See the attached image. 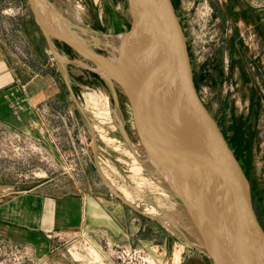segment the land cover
Returning a JSON list of instances; mask_svg holds the SVG:
<instances>
[{
    "label": "rangeland",
    "instance_id": "374dc122",
    "mask_svg": "<svg viewBox=\"0 0 264 264\" xmlns=\"http://www.w3.org/2000/svg\"><path fill=\"white\" fill-rule=\"evenodd\" d=\"M41 1L43 14L53 15L44 1L97 34L123 35L130 25L126 0ZM171 2L197 94L247 176L264 229V74L253 73L264 70V0ZM0 45L47 99L37 135L0 128L3 197L32 190L95 206L78 227L51 233L47 252L1 234L0 264H212L182 203L147 164L119 85L45 36L27 0H0ZM120 46L92 42L86 53L112 72Z\"/></svg>",
    "mask_w": 264,
    "mask_h": 264
},
{
    "label": "water",
    "instance_id": "95a60500",
    "mask_svg": "<svg viewBox=\"0 0 264 264\" xmlns=\"http://www.w3.org/2000/svg\"><path fill=\"white\" fill-rule=\"evenodd\" d=\"M27 1L45 36L58 39L101 67L103 57L86 53L66 30L50 27L41 18L36 0ZM126 2L130 25L123 33L114 71L103 72L123 91L142 149L182 203L212 264H221L218 238L223 234L224 239L231 238L241 264H264V231L252 206L250 185L197 94L185 37L171 0ZM139 54L148 70L138 66ZM148 71L161 81L169 114V118L161 117L162 121L151 116L146 105ZM150 100L160 115L164 106L157 95ZM170 121L177 135L170 131Z\"/></svg>",
    "mask_w": 264,
    "mask_h": 264
},
{
    "label": "crops",
    "instance_id": "0c3cea01",
    "mask_svg": "<svg viewBox=\"0 0 264 264\" xmlns=\"http://www.w3.org/2000/svg\"><path fill=\"white\" fill-rule=\"evenodd\" d=\"M3 48L0 45V128L37 135L43 130L38 110L47 100L45 91L36 88L35 78L18 76L17 61L11 62L12 53ZM20 65L27 69L25 63ZM7 192L0 187V235L34 251L45 247L47 252L51 233L78 227L82 210H95L94 203L83 198L55 197L32 190L4 198Z\"/></svg>",
    "mask_w": 264,
    "mask_h": 264
},
{
    "label": "bare ground",
    "instance_id": "6f19581e",
    "mask_svg": "<svg viewBox=\"0 0 264 264\" xmlns=\"http://www.w3.org/2000/svg\"><path fill=\"white\" fill-rule=\"evenodd\" d=\"M42 1H41V3H42ZM42 4L46 5V7H48V10H50V12H53V15H49V14H45V13L43 14L42 10L38 8L39 12H40V16L45 21V23L48 24L50 27H56L57 23H59L57 18L61 19V21L64 22V24H65V27H63V28H65L66 32H68V35L71 37V39L73 41L81 44L82 48L85 51L90 50L92 42H95V43H98L100 41H101V43L113 42V41L119 42V43L122 42L121 40L123 38V35L106 36V35L94 33L90 29H88L86 26H84L80 22V20H78V18H76L75 20H72L68 15L62 14L60 11H58V9L52 8V7H50V5L48 6V4L46 2L43 1ZM54 14H55V16H54ZM105 46H107V45H105ZM115 49H116V47H115ZM116 50L119 53L120 49L117 48ZM60 60L64 61V59L62 57L60 58ZM100 62H102V61H100ZM138 63H139L138 66L140 68H143L145 66L144 69L148 70L146 65H144L140 61H138ZM100 66L101 67L99 70L102 69L101 73H102V71H109V70H107V67H105V68L102 67V63ZM140 71H142V70H140ZM103 73H104V75L107 76V74L105 72H103ZM145 73H148V74L146 75L147 80L144 83V87H145L144 91H145V95L147 96L146 105L148 107V110H149L151 116H153L155 119L160 120V121H162L161 117L166 116V118H167V116H168V118H169V114H168L167 107H166L167 104H166L164 98L162 97V93H161L162 87H161L160 79L157 77H154V74L152 71H148ZM142 74H143V71H142ZM155 94L157 95L159 104L160 105L163 104V106H164V111L160 115H158L159 111L156 110L155 106L152 105L151 100H150V97L152 95H155ZM169 128H170V131L172 132V134L177 135V133H178L177 129H176V127H174L172 121H170V123H169ZM146 162L149 166L154 168L149 157L146 160ZM218 243H219V254H220L221 264H241L239 262L238 255L236 253V249H235L234 245L232 244L230 237H227L226 239H224V234H223V238H221V237L218 238ZM244 264H250V263L246 262Z\"/></svg>",
    "mask_w": 264,
    "mask_h": 264
},
{
    "label": "trees",
    "instance_id": "16d2710c",
    "mask_svg": "<svg viewBox=\"0 0 264 264\" xmlns=\"http://www.w3.org/2000/svg\"><path fill=\"white\" fill-rule=\"evenodd\" d=\"M173 5V4H172ZM173 8H174V6H173ZM175 10V9H174ZM194 82V81H193ZM194 86H195V84H194ZM221 131V130H220ZM222 133V132H221ZM223 134V133H222ZM223 137H224V135H223ZM224 139H225V137H224ZM225 141H226V139H225ZM227 142V141H226ZM228 144V143H227ZM228 146H229V144H228ZM229 148H230V146H229ZM230 150H231V148H230ZM232 151V150H231ZM233 153V152H232ZM233 155H234V153H233ZM234 157L236 158V156L234 155ZM236 160H237V158H236ZM238 161V160H237ZM239 163V162H238ZM240 165V164H239ZM240 167H241V165H240ZM241 169H242V171H243V173H244V175L246 176V174H245V172H244V170H243V168L241 167ZM246 178H247V176H246ZM248 180V179H247ZM250 193H251V190H250ZM251 202H252V206H253V209H254V204H253V199H252V194H251ZM254 212H255V210H254ZM255 215H256V218H257V220H258V222H259V224H260V226L262 227V225H261V223H260V221H259V219H258V216H257V214H256V212H255ZM262 229H263V227H262ZM263 231H264V229H263Z\"/></svg>",
    "mask_w": 264,
    "mask_h": 264
},
{
    "label": "flooded vegetation",
    "instance_id": "af4514ba",
    "mask_svg": "<svg viewBox=\"0 0 264 264\" xmlns=\"http://www.w3.org/2000/svg\"><path fill=\"white\" fill-rule=\"evenodd\" d=\"M253 73L255 74L256 77H258V76L261 77L264 74V70H261V69H259L257 71L254 70ZM261 81H263V78L261 79ZM254 85L256 86L257 84H254Z\"/></svg>",
    "mask_w": 264,
    "mask_h": 264
}]
</instances>
